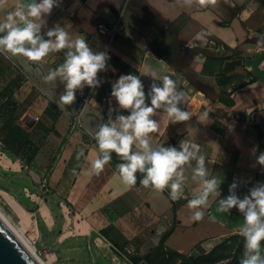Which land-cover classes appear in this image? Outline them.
<instances>
[{
  "label": "crops",
  "instance_id": "obj_1",
  "mask_svg": "<svg viewBox=\"0 0 264 264\" xmlns=\"http://www.w3.org/2000/svg\"><path fill=\"white\" fill-rule=\"evenodd\" d=\"M15 2L2 0L0 10ZM120 16L124 31L111 47L110 64L116 71L101 76L105 83L93 89L87 103L106 121L110 81L119 74L141 75L146 84L150 77L143 73L145 66L171 75L186 94L181 107L192 117L172 124L157 110L159 130L151 134L153 142L167 145L185 139L199 144L210 175L224 179L222 195L228 194L233 177L249 181L239 189L241 195L245 193L264 171L252 154L257 145L264 151V0H65L62 7L53 9L47 22L49 26L63 23L66 17L73 36L83 35L91 47L103 50L110 38L98 27ZM65 51L51 53L40 62L54 69L63 62ZM1 82L0 94L7 91L11 103L20 106L32 98L25 112L26 124L32 121L28 126L39 145L30 164L17 157L14 162L0 147V156L19 163L20 170L0 165L19 173L30 169L41 177L39 193L27 195L36 216L51 233L57 225L49 205L53 201L62 216L59 233L65 225L79 229L112 264H134L128 255L144 258L160 245L168 254L200 256L206 251L200 248L204 241L243 239L237 231L242 216L235 209L217 212L215 196L209 197L203 219H191L188 200L201 186L191 179L190 166H186L184 196L175 201L167 188L161 192L142 184L126 185L113 160L100 172H90L98 148L78 120L43 96L40 89L36 92L35 84L2 54ZM89 90L85 88L77 96L85 101ZM212 215L215 221L209 218ZM170 229L169 236L155 246L158 234ZM93 233L101 237L93 241ZM138 264L147 263L142 260Z\"/></svg>",
  "mask_w": 264,
  "mask_h": 264
},
{
  "label": "clouds",
  "instance_id": "obj_2",
  "mask_svg": "<svg viewBox=\"0 0 264 264\" xmlns=\"http://www.w3.org/2000/svg\"><path fill=\"white\" fill-rule=\"evenodd\" d=\"M64 3L65 0H16L14 6L0 10V54L41 61L51 53L66 50L63 62L44 77L46 82L62 85L56 101L62 108L74 105L77 94H83L85 88L93 90L105 83L100 73L116 71L109 63L111 55L107 48L94 49L83 35L73 36L68 30L71 22L66 17L62 18L63 23L56 21L48 25L53 9ZM143 73L150 77L147 84L141 75L131 72L121 73L110 81L107 120L89 130L98 148L89 171L103 170L115 153L120 160L116 167L123 183L135 185L137 173H141L143 186L161 192L167 188L175 201L184 196L186 166H190L191 179L201 186L188 200V207L193 210L191 219H203L209 197H217V212L229 213L235 209L243 218L237 229L244 239L239 264H264V180L255 181L241 195L239 189L249 181L233 177L224 196L221 189L224 179L210 175L199 144L185 139L175 144L154 143L151 134L159 130L157 110H162L172 124L190 120L192 113L181 107L186 94L171 75H161L151 66H145ZM252 154L255 164L264 168V151H259L257 145L252 148ZM209 218L216 220L214 215Z\"/></svg>",
  "mask_w": 264,
  "mask_h": 264
},
{
  "label": "rangeland",
  "instance_id": "obj_3",
  "mask_svg": "<svg viewBox=\"0 0 264 264\" xmlns=\"http://www.w3.org/2000/svg\"><path fill=\"white\" fill-rule=\"evenodd\" d=\"M28 80L34 84L29 78ZM1 85L2 82L0 88H2ZM34 86L36 92H41L36 85ZM41 94L45 96L42 92ZM6 95L7 91H5V94H0V104L7 97ZM37 103V105H41L39 101ZM30 104H32V98L30 102H23L20 106L16 105L14 109L4 110V108L0 107V143L5 146L6 151H10V154L18 159H22L24 162L29 161L30 155L34 154L35 150H38L39 145L37 142H34L32 138L33 133L26 124L27 118L25 112ZM18 169L20 170V166ZM21 170L24 173L12 176L3 173L0 165V190L3 189L8 194L6 196L0 193V208L22 231L26 239L32 243L34 241L38 254L50 264H106L94 244L82 236L70 238L64 242L59 241L62 216L58 206L53 201H50L49 205L54 216L57 218V225L54 232L48 231L43 221L36 216L34 207L31 204H24L21 200L22 188L14 183V181H17L32 185L35 191L39 193L41 177L38 174L31 173L30 169L24 168ZM26 193L33 195L28 190H26ZM14 202L17 203L18 207ZM240 242L236 240L235 242L228 243V247L230 248L228 254L230 256L236 254ZM220 243V241L212 242L210 247H214ZM196 256L194 255L193 257ZM128 258L135 257L134 255H128ZM182 259L180 256H172V258H169V264H178ZM229 262H231V258L220 264H227ZM156 264L164 263L162 260H159Z\"/></svg>",
  "mask_w": 264,
  "mask_h": 264
},
{
  "label": "water",
  "instance_id": "obj_4",
  "mask_svg": "<svg viewBox=\"0 0 264 264\" xmlns=\"http://www.w3.org/2000/svg\"><path fill=\"white\" fill-rule=\"evenodd\" d=\"M6 56V55H5ZM14 64L26 75L41 91L46 95L52 102L56 105V101L59 99V92L62 90V85L58 82H46L44 77L49 72V68L44 66L40 61H29L22 55L17 56H7ZM65 113L70 117L77 119L80 126L84 128L88 133L90 129H94L95 125L100 123L103 118L99 112L93 108L89 103L79 100L77 98L76 102L72 106L60 107ZM28 125H32V121L28 122ZM5 154L11 158L13 161H17L9 152ZM3 173L15 176L19 172L16 171H6ZM23 173V172H22ZM258 180H264V171L258 175ZM22 188L21 200L24 204H31L32 199L27 195L26 190L30 194L35 193V188L32 185H28L22 182L14 181ZM171 226V224L169 223ZM166 235V232L161 231L155 238V246H159L160 240ZM101 237L100 234L93 233L91 235V240ZM244 253V242L241 250V257ZM104 262L106 264H112L108 262L102 255ZM0 264H42L34 250L28 246L20 236L13 230L10 224L0 215Z\"/></svg>",
  "mask_w": 264,
  "mask_h": 264
},
{
  "label": "trees",
  "instance_id": "obj_5",
  "mask_svg": "<svg viewBox=\"0 0 264 264\" xmlns=\"http://www.w3.org/2000/svg\"><path fill=\"white\" fill-rule=\"evenodd\" d=\"M77 98L81 100L79 96H77ZM5 99L6 101L0 106L1 108H4V110H10L16 107L14 103H11L10 97L9 98L7 97ZM8 152L10 153V151ZM37 153L38 150H35L34 154L32 153V155H30L29 161H25L26 164H30L34 160V157L37 155ZM112 160L116 164L120 162L119 157L115 153L112 154ZM141 176H142L141 173H137L136 185H141L140 183ZM171 231L172 229H170V231L163 237V240H165L169 236ZM231 242H235V240L231 238L230 240H225L214 247H210L212 241L211 240L204 241L201 244L200 248L202 250L205 249L206 251L204 254L196 257H193L191 255L180 256L176 253L168 254L165 250L161 248L160 245L153 254H150L144 258L141 257L133 258V262L134 264H138L142 260H144L147 264H156L157 261L162 260L164 264H169V258H172V256H180L183 259L179 264H220L230 258H231V262L227 264H239L244 239L241 240L239 248L237 249V252L234 256H230V254H228V251L230 250V248L228 247V243Z\"/></svg>",
  "mask_w": 264,
  "mask_h": 264
},
{
  "label": "built area",
  "instance_id": "obj_6",
  "mask_svg": "<svg viewBox=\"0 0 264 264\" xmlns=\"http://www.w3.org/2000/svg\"><path fill=\"white\" fill-rule=\"evenodd\" d=\"M98 28H99L100 32L108 35L110 38V41L107 44L106 48L110 52L111 60L109 61V63H111V61L113 59L112 50H111L112 44L124 31L122 21H121V16L118 17L115 20V22H113V23L100 24ZM99 75L100 76H105V75L110 76V70L106 73H100ZM92 93H93L92 89H90L89 92L86 93V95L84 97L85 102H88L91 99ZM102 101L103 102L106 101V97H103ZM0 147L2 149H5V146L2 143H0ZM80 236H81V231L79 229L65 225L62 229L59 241L64 242L70 238H78Z\"/></svg>",
  "mask_w": 264,
  "mask_h": 264
},
{
  "label": "bare ground",
  "instance_id": "obj_7",
  "mask_svg": "<svg viewBox=\"0 0 264 264\" xmlns=\"http://www.w3.org/2000/svg\"><path fill=\"white\" fill-rule=\"evenodd\" d=\"M0 162L2 163V165L4 166H12L14 169H18L19 164L18 163H12L11 159H9L8 157H4V156H0ZM1 194H4L6 196H8V194L6 192H4L3 190H0ZM15 205L18 207L17 203L14 202ZM22 211V210H21ZM22 213H24V211H22ZM0 215L10 224V226L13 228V230L20 236V238L28 245L30 246L34 252L36 253V255L38 256V258L40 259V261L42 262V264H50L49 262H46L37 252L36 247L34 245V241L33 243L30 242L28 239L25 238L24 234L22 233V231L11 221V219L1 210L0 208Z\"/></svg>",
  "mask_w": 264,
  "mask_h": 264
}]
</instances>
